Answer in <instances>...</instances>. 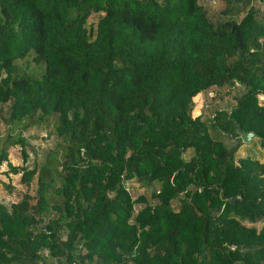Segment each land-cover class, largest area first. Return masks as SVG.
Instances as JSON below:
<instances>
[{"label": "trees", "instance_id": "16d2710c", "mask_svg": "<svg viewBox=\"0 0 264 264\" xmlns=\"http://www.w3.org/2000/svg\"><path fill=\"white\" fill-rule=\"evenodd\" d=\"M225 1L0 0V165L26 186L0 200V264H264V161L236 130L264 147V18ZM212 87L233 102L192 113Z\"/></svg>", "mask_w": 264, "mask_h": 264}, {"label": "rangeland", "instance_id": "374dc122", "mask_svg": "<svg viewBox=\"0 0 264 264\" xmlns=\"http://www.w3.org/2000/svg\"><path fill=\"white\" fill-rule=\"evenodd\" d=\"M199 2L204 5L208 13H211V16L220 15L219 11L223 9L226 4L225 0H199ZM251 4L255 5L259 9L260 11L259 15L264 18V2L262 0H251ZM245 9H243L242 11L240 10L238 12V15L236 16L237 19L241 17ZM97 16H98L97 14L92 15L90 19H88L89 23L95 21L97 19ZM219 91H225V89L212 87L210 89L198 93L195 96L198 97L193 98L192 113H196L201 109V104L204 102V100L208 102L207 106L204 105V107H202V109L208 107V110L206 112L207 117L211 115L213 110L216 109L217 107L229 106L233 102V92L223 93L225 95L224 97L222 98L216 97V99H212L211 103H209L208 100L210 98V95H213L214 93L217 94ZM2 128H4V125H2ZM28 130L29 132L32 131V133L35 134L41 133L45 135L46 133H48L49 128L43 129L41 127L38 128L32 127V129H28ZM212 134L222 138V140L227 145L231 144L232 138L230 134L222 132L217 128L212 131ZM42 139L44 141H42ZM42 139L39 138L38 136L31 139L32 142L37 147L38 153L37 154L30 153V159L28 160L29 164L32 163V160L35 157L40 162H42L43 159L49 157L48 151L53 149L56 138L54 135L50 134L47 138H44L43 136ZM251 139L249 141L243 142V144L239 148L238 154L248 153L251 156L258 158L259 160L264 161V147L259 145V143L257 142L256 135H253ZM8 150H9V159L12 163L18 164L22 162V157L19 153V149L17 148V146H11ZM0 171H3L0 173V200L6 204H9L12 200H18L20 198V194L24 189H26V186L22 183H19V179H18L20 175L19 173L13 174L7 170V165L5 162H3L0 165ZM6 183L10 185V191L6 187L5 185ZM33 186L34 184L32 183V185L30 186V191H33ZM127 187L132 193L133 197H135L139 193H144L147 197H149L150 188L145 184L136 181L135 179L128 181ZM140 205L141 204H137V207H139ZM177 206H178V202L177 200H174L173 207L176 208ZM246 224L249 225V223ZM256 225L260 226L261 224L257 223ZM50 260L52 259L50 258Z\"/></svg>", "mask_w": 264, "mask_h": 264}, {"label": "water", "instance_id": "95a60500", "mask_svg": "<svg viewBox=\"0 0 264 264\" xmlns=\"http://www.w3.org/2000/svg\"><path fill=\"white\" fill-rule=\"evenodd\" d=\"M236 130H237L238 133H240L241 138H242L243 141H249L251 139V137L253 135H255L254 131H252V130H244V129H241L239 126H237ZM70 161H71V159H70ZM230 201L233 202L234 201V197H231Z\"/></svg>", "mask_w": 264, "mask_h": 264}, {"label": "built area", "instance_id": "2783aa9c", "mask_svg": "<svg viewBox=\"0 0 264 264\" xmlns=\"http://www.w3.org/2000/svg\"><path fill=\"white\" fill-rule=\"evenodd\" d=\"M67 264H74V263H67Z\"/></svg>", "mask_w": 264, "mask_h": 264}]
</instances>
